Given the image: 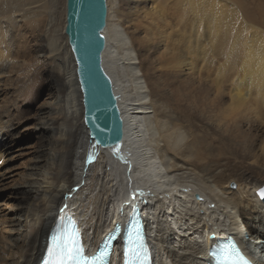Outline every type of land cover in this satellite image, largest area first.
Returning <instances> with one entry per match:
<instances>
[{
	"label": "bare ground",
	"instance_id": "obj_1",
	"mask_svg": "<svg viewBox=\"0 0 264 264\" xmlns=\"http://www.w3.org/2000/svg\"><path fill=\"white\" fill-rule=\"evenodd\" d=\"M7 1L3 8L16 15L47 7L39 0H16L18 6L12 8ZM113 1L108 0L103 61L124 119V139L119 145L100 147L84 124L76 65L65 34L66 1L59 10L62 26H58L61 18L53 0L45 32L40 31L36 42L38 64L50 72L53 68L60 78L50 80V97L37 104L34 117L14 120L16 104L11 100L8 75L0 76V189L25 156L22 140L38 141L29 169L12 186L18 204L0 209L5 212L0 264H39L50 230L65 213L78 220L87 249L96 248L114 223L125 218L133 202L146 215L153 264H205L208 247L227 235H239L247 249L264 255V210L257 206L264 208L257 194L264 186V0H119L120 10L112 15ZM123 28L129 33L130 46ZM120 52L134 83L135 99L116 67ZM51 62L60 66L56 69ZM169 79L178 85L179 95L190 89L193 97L196 88L201 90L202 104H192L189 111L198 112L200 105L202 110L195 112L191 122L169 111L164 99L168 98L164 81ZM150 108L159 138L152 146L153 155L149 157L148 150L146 157L150 140L145 148L139 142L140 133L149 131ZM224 136L228 140L223 141ZM226 155L236 163L222 158ZM154 158L159 159L158 174L163 173L164 182L177 176L192 178V186L185 185L189 195L194 196L197 187L216 208L205 199L204 212L199 205L181 213L175 204L181 201L179 196L166 204L163 197H167L161 193H169L168 188L161 193L151 188ZM148 163L151 169L147 166L146 172L153 169L154 174L145 176ZM232 181L241 190L228 188ZM248 186L255 189L253 195ZM218 188L221 192H215ZM193 196L186 200L191 206L198 204L192 202ZM171 207L172 215H168ZM233 214L238 218L228 223ZM171 223L183 234L177 236ZM244 231L250 239L243 237Z\"/></svg>",
	"mask_w": 264,
	"mask_h": 264
},
{
	"label": "rangeland",
	"instance_id": "obj_2",
	"mask_svg": "<svg viewBox=\"0 0 264 264\" xmlns=\"http://www.w3.org/2000/svg\"><path fill=\"white\" fill-rule=\"evenodd\" d=\"M3 1H5V0H0V49L2 50V57L0 58L1 59L0 60V76L1 75H8V78H7L8 81L7 82L9 84V87L11 88L9 90V91H11V94H12L11 100H13L14 104H16L14 107V110L12 111V117L14 118L15 121L20 120V119L23 121L27 118L34 117L36 115L37 104L44 102L45 100L49 99L50 93H51L50 88H49L50 80L60 78L59 74L56 71H54L53 68L50 72V70L49 71L46 70V68L44 67L45 65H43L42 63L38 64V60H39L38 53L40 52L39 51L40 49L36 48V42L40 39L39 37L41 36V34L42 33L44 34V32H45L44 30L46 28L48 18L50 19V15H51L50 11L54 6H53V0H39V2H42L43 7L46 6L45 4H47V7H44V8H42V10H39L36 12H32V13L31 12L30 13L25 12V13H21V15H16L15 12L8 11L6 9V7L3 8V5H4ZM26 1L27 2H32V1L36 2L37 0H26ZM56 1H58V3ZM63 1L65 2L66 0H54V4L56 6L55 10H57L56 14L60 18H61L60 14H62L60 12L62 10L61 5L64 4ZM107 3H108V0H107ZM113 3H114L112 5L113 9H111V11H112V15H115L116 12L118 10H120L119 0H114ZM7 4H10V6L12 8L18 6L16 3V0L14 2L13 1L9 2V0H8ZM49 5L51 7H48ZM47 8H49V9H47ZM107 21H108V18H107ZM61 24H63V18H61L60 22L58 23V26ZM126 28L125 29L123 28V30H124L123 31L124 32L123 38L129 43V46H130V44H131L130 36H129V33L128 34L126 33V31L128 29V28L127 29ZM61 41H64V37H62ZM130 48L134 52V56H135V54L137 53L136 49L132 46ZM67 55L69 58V54H67ZM121 57H122V52H120L116 55V58H118L119 61L117 63L115 61L114 62L117 65L116 67L118 69V72H120V74L123 76L121 78L122 83L127 85V89L130 92L129 96L132 99H135L136 94L134 92V90H135L134 89V83H133L131 75L129 73L130 71L122 63L123 60L121 59ZM135 58H136L135 61H137L138 59L136 56H135ZM113 60H114V58H113ZM57 63L51 62V66H54L57 69L58 66H60ZM59 64H60V62H59ZM48 67H50V66H48ZM139 73H141V71H139ZM162 78H161V80H162ZM169 82H170V84H169ZM176 86L178 87V85L175 83L173 84L170 79L167 81H164V91L167 93V97H168V98H164V99L165 100L167 99L166 102H167V105L169 104L168 105L169 111H171L173 114L175 113V115L177 114L178 116L180 113V115H181L180 117L187 120L188 122H191V120L194 119L196 116V114H195L196 111L194 112V110H192V109H190V111H189V108H191L192 104H195V103L202 104V102H201L202 101L201 100L202 99L201 90L199 88H196L194 93H193V97H192V94H190V92H189L190 89H188V91H187L188 95H187V93L185 95L184 94L185 92H184L181 94L182 95L181 96V95H179L180 92L178 94V91H176V89H175ZM147 89H149V85H148ZM156 89L157 88H155V91L158 90V89L157 90ZM148 93H149L148 100H150L151 95H150L149 90H148ZM11 94H10V98H11ZM194 94H195V96H194ZM197 110H199V111L202 110L201 105L198 107ZM150 111H151V113H150L149 123H147L149 131H146L144 129V132L140 133L142 139L139 142L140 148H145V147H149V145L147 144L148 143L147 141L150 140L151 148L149 147L147 149L146 157L149 154H150L149 157H151L153 155V150H152L153 147L152 146L157 144L158 138H159V132L155 127L153 108H150ZM198 112H196V113H198ZM0 113H1V110H0ZM191 125L195 126L193 124H191ZM151 137H153V138H151ZM225 140H228V136L227 137L224 136L223 141H225ZM22 142L26 146V149L22 152L25 154V156L24 157L22 156L18 160V162H16L17 166H16L15 170L13 171V173H11L13 176L11 178H9L7 180V183L2 186V189H0V209L2 211L5 210L6 207H14V206H16V204H18L17 199L15 198V195L12 193V191H13L12 186H13L14 182L17 179H19L29 169V166L31 164V158H32L31 152H32L33 148L36 147V145L38 144V141L36 139L31 140V138H29V137H25L22 140ZM182 142H184V139L182 140ZM159 143L163 145V141H159ZM138 146H137V148H139ZM148 150L150 152L149 154H148ZM15 153H17V152H15ZM226 153H231V152H228V149H227ZM12 155L13 154L11 153V155L8 156L9 157L8 159H12L11 158ZM225 157H226V159L229 158L228 160L230 161V163H232V165H234L236 163L234 157L230 158L228 155L222 156V158H225ZM147 159H146V161H147ZM215 159L216 158H214V160ZM154 161L155 162H153L154 164H152L153 165L152 167H154L153 169L156 168V170H155L156 173L154 174L153 169H152L153 173L151 172V170L149 171V173H147L148 170L146 168L149 167L151 169V165L148 163L149 165L148 164L144 165L145 170L143 171V174H145V176H146V174H150V173L154 174L153 177H155V178H152L153 179L152 185L153 186L157 185L156 186L157 188L152 187V185H151V188L156 189V191L158 193L164 192V191H162V189L167 190L165 188H168L169 193L167 192L166 193L167 195L165 193H164V195H163V193H161V196L167 197V198L163 197V199L166 201V204L169 203V198L174 200L175 196H179L178 199H180L181 201L175 202L177 211H180L182 213L184 211L190 210L191 207L193 208V207L200 205L202 207L200 209V212L201 213L204 212L205 208H203V207H207V205H205V203H204V200L205 199L210 200V199L208 197H205L203 195L202 191L197 190V187H195V189H196V193H198V195H199V198L198 199L196 198V193H195L194 196L192 195L194 198H192L191 200H192V202L193 201L196 203L198 202V204H194L193 206H191L192 205L191 202L187 203V201H186V200H188V198H191L192 196L189 195V192H190L189 189L190 188L188 186L185 187V185H189L191 187L192 186L191 181H193V179L189 178V177H185V179H184V177L180 178L179 176H177L178 178L177 177L171 178L170 182H168V180H167V182L166 181L164 182L165 178H163V176H162L163 173L160 175L158 174L159 173L158 170H160L159 169V165H160L159 159L156 160L154 158ZM10 162L11 161L9 160V163ZM233 162H235V163H233ZM184 176H186V175H184ZM161 178H163L164 180ZM159 180H162V181L158 182ZM177 182L181 185H178ZM235 182L236 181L230 182L228 185V188H231L232 190L238 192L239 189L241 190V187H238V183L237 182L235 183ZM158 185H160V186H158ZM246 190H250L252 195H253V193H255L254 192L255 189L252 186H248L246 188ZM206 191L210 192L209 190H206ZM183 192H185V193H183ZM215 192H221V191L218 188ZM187 195H189L188 198H187ZM210 202L212 203L213 208L214 207L216 208L215 203L211 200H210ZM258 204L259 203H257V206L260 207V209L264 210L263 205H260V204L258 205ZM217 205L224 206L223 203L219 202V201H218ZM172 209H173L172 207L168 209L170 211L168 215H172ZM168 210L166 209V212H168ZM196 210H197V208L195 209V211ZM227 210L230 211L231 213L235 211L231 208H227ZM4 213L0 212V225L2 224V218H3L2 215ZM235 215L236 214H233L234 217L233 218L231 217V219L228 220V223H230L231 221L233 222L235 219L238 218ZM170 226L172 228H174L175 231H177L176 232L177 236H179L180 234H183L180 229H177V225H174L171 223ZM243 230H244V228L241 229V231H243ZM247 238L250 239L249 237H247ZM197 239H199L198 240L199 242L201 241L200 244H203L202 238L199 237ZM260 256L264 259V255L260 254Z\"/></svg>",
	"mask_w": 264,
	"mask_h": 264
},
{
	"label": "water",
	"instance_id": "obj_3",
	"mask_svg": "<svg viewBox=\"0 0 264 264\" xmlns=\"http://www.w3.org/2000/svg\"><path fill=\"white\" fill-rule=\"evenodd\" d=\"M107 18V0H66L65 34L76 65L83 120L89 136L103 148L115 147L124 139L119 98L103 61ZM260 189L264 186L257 190L264 203Z\"/></svg>",
	"mask_w": 264,
	"mask_h": 264
},
{
	"label": "snow or ice",
	"instance_id": "obj_4",
	"mask_svg": "<svg viewBox=\"0 0 264 264\" xmlns=\"http://www.w3.org/2000/svg\"><path fill=\"white\" fill-rule=\"evenodd\" d=\"M260 195L264 199V189H260ZM129 241L133 245L129 252L135 256V260H129L127 264H146V249L138 227L135 228L134 236L129 235ZM107 255V251L103 249L97 255L91 257L86 255L79 234L73 227L62 234L52 236L48 258L44 264H107ZM214 259L215 264H249L231 241L217 250Z\"/></svg>",
	"mask_w": 264,
	"mask_h": 264
}]
</instances>
